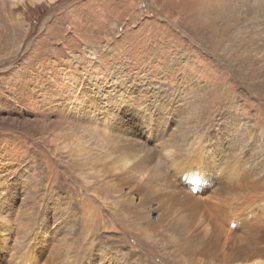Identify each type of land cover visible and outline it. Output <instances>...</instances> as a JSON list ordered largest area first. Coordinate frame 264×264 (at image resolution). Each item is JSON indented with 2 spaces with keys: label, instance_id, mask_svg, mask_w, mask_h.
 I'll list each match as a JSON object with an SVG mask.
<instances>
[{
  "label": "rangeland",
  "instance_id": "obj_1",
  "mask_svg": "<svg viewBox=\"0 0 264 264\" xmlns=\"http://www.w3.org/2000/svg\"><path fill=\"white\" fill-rule=\"evenodd\" d=\"M261 3L0 0V264H235L264 227ZM238 157L255 184L217 181ZM216 181L213 246L160 200Z\"/></svg>",
  "mask_w": 264,
  "mask_h": 264
},
{
  "label": "bare ground",
  "instance_id": "obj_2",
  "mask_svg": "<svg viewBox=\"0 0 264 264\" xmlns=\"http://www.w3.org/2000/svg\"><path fill=\"white\" fill-rule=\"evenodd\" d=\"M11 1L16 5H21V4H25V3H29L30 5H36L38 3H42L45 1L54 2L55 0H11ZM261 9L264 12V3H261ZM259 12H261V11H259ZM248 22H249V20H248ZM256 24H257V22H256ZM258 25H259V22H258ZM237 36H239V35H237ZM260 38H262V37H260ZM92 56H93V54H92ZM187 156H188V154L182 158L184 159ZM144 157H146V154ZM179 158H181V157L179 156L178 159ZM239 161H240V158L238 157L237 160L234 161V163L230 162L229 164H226V165L216 164L217 167L215 169L217 170L218 174H222L224 176V178L222 177L221 179H219L217 181H220V182L223 181L226 183H233V187L237 186L238 184L234 183L232 180H230L227 177L229 168L234 167L236 170H238L236 175L237 176L240 175L241 179L244 182H246L247 184H255L256 181L251 177V175L247 174L245 171H242L239 168V165H238ZM217 181H216V183H212V184L207 185V187H205L204 189L202 188L203 189L202 195L205 196V201H201V199L198 200V199L192 197L191 195L187 194L189 192L188 191L185 192L184 189H182V191L180 193L177 192V194H173V193H170V195L165 194V195H163V200L162 199L160 200V204L162 205L161 209L165 211V215H168L169 219L171 218L169 224H172V222H174L175 224H177L179 226L180 229L182 228L184 231H187V232L190 231V224H192V222L198 221L199 219H202V218H204V220H207L208 224L205 227V234L207 236V240L210 241L213 244V246L219 245L220 242L223 240L224 225L225 226L231 225L232 220L236 217V215H233L231 213L230 214L226 213V215H224L223 212H224V210H226V207L223 206L224 209H221V206H222L221 204L214 203L211 201V200H213V201L216 200L217 195L219 194V189H218L219 186L217 184ZM242 185H243V183H242ZM225 190H228V188H225ZM213 192H214V194L212 195L211 193H213ZM190 200H196L195 205L189 207V201ZM146 219L149 222L150 226L153 227L154 224H153V222H151L150 215H148L146 217ZM250 220H251L250 214L241 213L233 221V224H234L233 228L235 230H237L238 232H242L245 229H242L240 227L241 226L244 227L243 226L244 223H246V224L250 223ZM160 221H162L161 216L159 218V222ZM196 226H197V224L194 227H196ZM158 231H159V229H158ZM254 233H255L254 236H248V237L244 238L246 243L238 245V246L231 243V240H230V242L227 240L228 242L225 243L224 247L227 246L228 249L233 253L239 252L235 255V257H234L235 259L231 260L233 263L237 264L239 261H242L241 264H254V263H256V261L253 260L255 257L264 256V227L258 228L257 230H255ZM224 239H225V237H224ZM226 257L230 259L231 256L226 254ZM255 259H257V258H255ZM228 261H230V260H228ZM213 264H214V262H213Z\"/></svg>",
  "mask_w": 264,
  "mask_h": 264
}]
</instances>
